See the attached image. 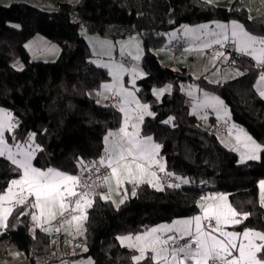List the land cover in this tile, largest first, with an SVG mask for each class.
<instances>
[{
	"label": "trees",
	"instance_id": "1",
	"mask_svg": "<svg viewBox=\"0 0 264 264\" xmlns=\"http://www.w3.org/2000/svg\"><path fill=\"white\" fill-rule=\"evenodd\" d=\"M214 21H238L250 33L264 35V15L249 19L244 8H225L205 0H78L59 3L53 11L22 2L0 5V107L9 110L17 122L18 140L36 133L35 143L43 151L36 154L34 167L77 175L78 159L85 163L98 160L103 155V137L121 125L118 107L97 103L90 94L101 89L109 74L91 62L79 32L84 27L114 41L139 35L143 49L139 67L144 76L137 80V94L155 114L144 117L140 135H150L160 144L159 157L167 170L189 181L180 187L165 185L163 191L141 184L136 195L119 206L94 196L84 220L87 251L83 249L78 257L90 258L94 264H136L132 259L136 250L120 245L117 237L193 216L206 194H226L234 208L251 213L236 225L238 230L264 231V207L257 191V182L264 179V153L259 160L240 163L236 151L225 147L190 114L189 99L182 90L193 84L221 98L231 121L264 145V99L254 86L256 64L242 55L243 75L210 83L203 75L192 77L185 68L163 66L152 51L164 45L163 33L169 30ZM35 34L59 45L55 61L30 60L24 43ZM16 59L23 62L22 70L11 66ZM165 84L171 85V91L157 101L152 89ZM169 117L174 119L163 123ZM14 167L0 158V195L19 176ZM201 181L207 184L200 186ZM20 213L19 206L13 208L8 227L0 229V254L12 246L36 264L37 256L48 254L52 236L38 228L31 232L30 215ZM139 264L155 262L142 259Z\"/></svg>",
	"mask_w": 264,
	"mask_h": 264
},
{
	"label": "snow or ice",
	"instance_id": "2",
	"mask_svg": "<svg viewBox=\"0 0 264 264\" xmlns=\"http://www.w3.org/2000/svg\"><path fill=\"white\" fill-rule=\"evenodd\" d=\"M206 2L211 4L213 0H206ZM249 19L252 17L250 16ZM207 27L203 25L201 30ZM216 27L219 31L208 33L212 39L205 42L203 47L208 48L214 44L225 47L230 42L238 53L251 57L257 67L264 68V35L250 33L244 25L237 21H232L231 26L217 23ZM195 31L197 30L185 29L186 33ZM220 58L227 59L228 57L224 52L218 51L214 59L219 60ZM133 59H139V56H134ZM101 66L108 69L113 79L112 84H102L101 88L104 92L113 93V98L121 101L119 105L114 104L113 107L118 106L119 110L125 114L124 126L116 132H107L103 137L104 155L98 160L85 163L82 158L78 159L80 175L66 174L51 167L47 169L34 167L32 162L36 154L43 151V148L35 143L36 133H29L27 138L21 142L15 135L17 122L11 113L0 110V158L9 161L15 166L14 171L19 173V178L12 179L5 194L0 195V229L8 227L7 216L13 211L12 208H3L2 202L12 201L13 198L18 206L30 204L31 210L21 211V216L31 215L36 227L49 232L50 229L43 225L50 224L57 219L58 215L64 217L67 212L79 210L82 203L90 207L92 201L84 199L90 194L99 195L101 199H110V195L97 193L95 188L104 186L110 193L113 178L117 192L123 191L124 198L119 201V204H123L129 194V190L123 187L125 183L133 185L132 196L136 195V188L144 183L157 191H163L165 185L180 187L181 183H189L186 178L167 170L166 163L159 158V150L162 146L154 143L151 136L141 138L135 124L131 125L132 131L128 130V114L131 104H135L134 113L136 119L141 122L145 116L155 115L147 103H141L136 99L134 91L124 87L121 73L128 70L122 63ZM236 71L243 75L239 69ZM131 74L133 77L131 82L135 88V80L142 77L144 73L133 68ZM166 91H171V85L164 89H153V95L159 98ZM257 91L260 98L264 99V71L259 74ZM96 95L102 100L109 99L103 92L98 91ZM188 95L192 96L191 90L188 91ZM97 103H100V99ZM195 107H211L217 113L223 111L225 116L228 115L224 102L219 97L208 93H204L203 102ZM172 119L174 118L169 117L163 123L167 124ZM232 128L235 129L236 126L233 125ZM229 134L231 135V129ZM235 140L237 145L243 147V151L240 152V163L259 160L261 153H264V145L258 143L242 128L237 129ZM225 147L228 145L225 144ZM231 150L238 151L239 149L232 148ZM101 168L109 169L110 172L101 174ZM93 173L100 174L97 175L96 180L92 179ZM161 173L163 175H160ZM89 181L92 182L89 183ZM168 181H176V183ZM13 186L20 189L19 195L13 192ZM259 186L261 207H264V180L259 182ZM25 191L27 196L22 195ZM29 198H34V200ZM209 199L226 201L227 196L201 197L202 202L199 203V207L202 215L178 220L172 225L154 227L135 236L127 235L117 237V239L122 244L128 241L126 246L139 252V255L132 257L136 264H139L142 259L154 261L155 264H264V231L248 227L242 232L225 230L226 227L243 224L251 213L238 211L231 204L206 203ZM72 204L75 208H71ZM34 210H38L39 214ZM79 219L80 217L72 215L71 220L65 219L61 222V226L68 224L70 227L71 221ZM60 230L61 227L55 229L57 232ZM77 232L82 234L79 227H77ZM84 251H87L86 247ZM146 252L150 254L146 256ZM88 264H91V261Z\"/></svg>",
	"mask_w": 264,
	"mask_h": 264
},
{
	"label": "rangeland",
	"instance_id": "3",
	"mask_svg": "<svg viewBox=\"0 0 264 264\" xmlns=\"http://www.w3.org/2000/svg\"><path fill=\"white\" fill-rule=\"evenodd\" d=\"M212 4L217 5V6H221V7H225V8H230L232 5L236 8H244V9H246L249 17L250 16L255 17V16L264 15V0H213ZM214 22H220V21H214ZM186 28L187 29H196L197 31L191 32V33H186L185 32ZM200 28L201 27H199L198 25H181L175 29H172V30H169V31L163 33V36L165 38L164 45L161 47L153 49L152 50L153 53L155 55L158 54V56L163 61V63H161V64L163 66H166V67H168L167 65L170 63L171 60H166L165 57L170 58V57L177 56V57H179V61H182V62H184L186 64H190V65L193 64V69H195L194 73H199L198 71H201V69H202L204 71L202 75L204 76V78L208 82L211 81L210 83H217L215 81H219L218 83H223V82L232 80V79L240 76V74H238V72L236 71V69H239V68H230L225 64V62L228 58L227 59L220 58L219 60L214 59L217 52H214V53L211 51L209 52L207 50V48L202 47L200 44L197 43V39H199V35L201 33ZM79 32L81 34V37H83V39L85 40V42L88 46L89 52L91 54L90 60L96 66L104 68L108 71L107 68L102 67L101 65H103V64L112 65V64L122 63V62L118 61V58L122 57L121 53H123L121 50L122 46H123L121 41H114V40H111L109 38L102 37L96 33L87 32L84 27H81L79 29ZM177 32H182L181 35L184 34V36H183L184 39H181L182 43H184L186 40L189 42H186L185 45H187V44L188 45L186 46V49L184 52L182 51L181 53L175 55L173 52V49H172V47H173L172 44L176 43L177 46L180 45L179 44L180 39L175 37V35H173V34H176ZM34 36L29 38L24 43V46L27 50V53L29 55L30 60L41 61V62L55 61L57 59L59 53H60L59 45L56 42H53V41L47 39L46 37H44L40 34H35ZM205 38L208 39L207 41L212 39V37L208 34H206ZM191 43H194V45ZM142 54H143V49L141 46V42H139V44H138V42H136L133 47L125 50L124 55H126L129 58V60H128L129 62H128V64H125V63H122V64L124 65V67L128 71L121 73V76H122V82H123L124 87L129 89L130 91H134L136 99H138L141 103H146L138 97V94H137V92H138L137 89L139 88L138 84H137L138 79L135 80V88H133V84L131 82L133 79L132 74H131L132 69L137 65L139 66L140 60L142 58ZM134 56H139V59H133ZM227 57H228V55H227ZM11 66L13 67V69L18 70V71L22 70L24 68V64L20 59L14 60L11 64ZM108 74H109V71H108ZM112 83H113L112 76L109 75V79L106 80L103 84H112ZM168 86L169 85L165 84V85L154 87L153 89L159 90V89L167 88ZM153 89H152V94H153ZM98 91L106 93V92H104V90L102 88ZM98 91H96V93ZM165 93H168V92L166 91ZM153 96L157 101L160 100L161 96L159 98H157L155 95H153ZM120 102L121 101L118 100V104ZM134 109H135V104H131L129 106L128 120L131 121L132 124L135 123V121H136ZM0 110L11 113L9 110H7L3 107H0ZM11 115H12V113H11ZM121 117H122V121L124 122L125 114L123 112H121ZM6 136H8V134H6ZM146 136H150V135H146ZM143 137H145V136H143ZM143 137H141V138H143ZM9 142L10 143L12 142L10 137H9ZM21 142H23V141H21ZM53 169H55V168H53ZM56 170H58V169H56ZM71 175H73V174H71ZM18 178H19V176L14 178V179H18ZM111 184H112V191L110 193L107 192V194L110 195V198L113 201L112 203L116 206L119 204V202H118L119 200H118L117 196L119 195L120 192H123V191L121 190L119 193L117 192L114 178L112 179ZM130 185L131 184L125 183L123 185V187L127 188V189L129 188V190L131 192L132 188ZM6 190L1 195H4ZM13 192H16L19 195L20 189L16 186H13ZM259 192H260V195H259L258 201L261 204L260 186H259ZM22 195L27 196V192L26 191L23 192ZM221 195H226V194H221ZM215 196H216V194L204 195V197H215ZM29 199L34 200V198H29ZM84 199L87 201V200H89V197H85ZM90 200L92 201V199H90ZM13 201H15V198H13L12 201H3L2 207L3 208H12V209L15 207H18V205H16V204L11 206V203ZM114 201H115V203H114ZM210 201H212V199L208 200V202H210ZM201 202H199V203H201ZM208 202H206V203H208ZM223 203L224 204H230L228 201V198L226 201H223ZM210 204H213V202H210ZM215 204H221V203L215 202ZM81 206L85 207L86 203H82ZM19 207H20V210H22V211L31 210L30 204H24V205L19 206ZM85 209L86 208H84V212H85ZM34 211H36L37 214H39L38 210H34ZM202 214H203L202 210L200 209V211L193 216L177 218V219H174L172 221L163 222V223L157 224L155 226L149 227L142 232L132 234L131 236H135L137 234H142L146 230H149V229L154 228V227H160L161 225H172L175 221L190 219L196 215H202ZM85 216H86V214H85ZM30 218H31V215H30ZM31 225L32 226H31L30 231L33 232L34 228H35V224H31ZM49 225L50 224H45L43 226L47 227ZM52 225H54V223H52ZM225 230L226 231L242 232L244 229L240 231L236 228V226H234V227L229 226V227H226ZM121 236H127V235H121ZM121 236H118V237H121ZM128 243H129L128 241H125L124 244H122V243L121 244L125 245ZM72 252H75V251L72 250ZM149 254L150 253L146 252V256ZM135 255H139V252L137 251ZM89 261H91V264H94V262L90 258H88V262ZM50 262H51L50 264H69V262L60 263V260H55V261H50ZM72 264H76V263H72Z\"/></svg>",
	"mask_w": 264,
	"mask_h": 264
},
{
	"label": "crops",
	"instance_id": "4",
	"mask_svg": "<svg viewBox=\"0 0 264 264\" xmlns=\"http://www.w3.org/2000/svg\"><path fill=\"white\" fill-rule=\"evenodd\" d=\"M77 1L78 0H0V5L8 6V5H10L11 3H14V2H22V3H27L29 5L38 7L40 9H42V10H45V11H53V10H56L57 9V6H58L59 3H70V4H74ZM231 22L232 21H229V22H209V23L198 24L199 27H201L203 25H207L208 27H207V29H202V30L200 28L201 33L199 35V39H197V43L202 46L208 40V39L205 38L206 34H208L210 32H213V31H219V29L216 27V24L217 23L227 24V25L231 26ZM181 33L182 32H177L175 34V37H177V38L180 39V42H179L180 45L177 46L176 43L172 44V46H175L177 48V51H174L173 50V52H174L175 55L181 53L182 51L184 52L185 49H186V46L188 45V44L187 45H185V44H186V42H189V41L186 40L184 43H182L181 39H184L183 38L184 34L181 35ZM120 41L123 44L122 49H121L123 53H121L122 55L121 54L120 55L123 58H126L127 60H129V58L126 55H124V52H125L126 49H129V48L133 47L136 42H138V44H139L140 37H139L138 34H134L130 38H127V39H124V40H120ZM191 44L194 45V43H191ZM227 45H231L234 48V50H235V46L232 45L230 42ZM215 46H219V45H215L214 44L211 47H208L207 50L209 52L211 51V52L214 53V51H212L211 49L213 47H215ZM156 57H157L158 61H160V63H163V61L158 56V54L156 55ZM245 57L251 59L256 64V62L251 57H248V56H245ZM165 59L166 60H171L169 64L167 63L168 64L167 65L168 67L173 68V69L185 68L190 73V75L192 77H194V78H197V77L201 76L203 74V72H204L201 69V71H198L199 73H194L195 72V69H193V64L190 65V64H186V63H184L182 61H179V57H177V56L170 57V58H166L165 57ZM128 62L125 63V64H128ZM226 63H227V60H226L225 64ZM134 68L137 71L142 72L141 69H140V67L138 65L135 66ZM239 70L242 73H244V69H242L241 66L239 67ZM259 74L260 73H258L257 78H256V81H255V85H254L256 91H257V81L259 79ZM142 77H139L137 79L139 80ZM182 90H183V92L185 93V95L189 99V112H190V114L196 116L200 120V122L203 125V127H205L206 129L212 131L217 136V138L219 139V141L223 145L227 144L228 145V148H231V149L232 148H238L239 150L236 151V152L238 153L239 160H240V152L243 151V147H242V145H237L236 140H235V136H236L237 129L242 128V127L234 124L231 121V114H230L228 108L226 107V105L224 104L225 110L228 113L227 116H225V114H224L223 111L220 112V113H217L211 107H199V108H197L195 106L197 104H199V103H202L203 100H204V93H208L211 96H216V95L211 94L210 92H207L205 90L199 89L198 87H196L193 84L184 85L182 87ZM189 90H191L192 96H189L188 95V91ZM257 93H258V91H257ZM90 94H91V96L95 97L96 100L100 99V102L103 103L104 100H102L100 97H98L96 95V93L91 92ZM103 94L106 95V96L113 95V93H111V92H106V93H103ZM216 97H218V96H216ZM117 105H119L118 104V100H117ZM118 109H119V107H118ZM135 120L136 121L133 124L137 125V128H138V130L140 132V128H141L142 122L139 121L138 119H135ZM133 124L131 123V121H129V128H128L129 131H132L131 125H133ZM233 125L236 126L235 129L232 128ZM122 126H124V122L123 121L121 122V125L119 126V128L122 127ZM119 128H117L115 130H111V131L112 132H116V131L119 130ZM230 129H231V135L229 134ZM244 131H246V130L244 129ZM141 137H143V136H141ZM154 143H156V142L154 141ZM103 147H105L104 141H103ZM103 155H104V151H103ZM159 158H161V157H159ZM161 160H162V158H161ZM162 162H163V160H162ZM109 172H110V170H109ZM261 180H264V179H261ZM261 180H259L257 182L258 198H259V195H260V192H259V182ZM130 186H131V188H133V185H130ZM95 192H97V193H100L101 192V194H107L108 188L107 187H104V186H98V187L95 188ZM220 195H219V193H217L215 197H218ZM94 196H96V195H91L90 194L88 196L89 197V200L90 199H93ZM97 196H99V195H97ZM130 196H132V195H131V192L129 191V194H128L127 198L130 197ZM117 197H118V200L119 201L121 199H123L124 198L123 192H120ZM103 200H105V199H103ZM108 200H110L111 202H113L111 198L108 199ZM219 201L220 200L217 199V200H212L210 202H213V203H215V202L223 203V201H220V202ZM206 202H208V201H206ZM210 202H208V203L210 204ZM13 205H15V201H13L11 203V206H13ZM83 207L81 206V209L74 211V214L73 215H76V216L80 217V219L79 220H76V221H71V226L70 227H69L68 224H64L63 226H61V222L62 221L60 223L56 224V225H52V223H54L59 218V215L57 216V219L56 220L52 221L50 223V225L47 226L50 229L49 232H45V231L42 230V228L36 227V225H35V228L34 229L38 228L39 230L47 233L49 236L61 235V236H64V237H69V238H71L73 240H76L78 242V246L75 248V247H73V245H72L71 242H66V241H64L62 239L58 244H56V246L54 247V250L51 251L50 253H48L45 257L37 256L36 257V264H45L46 260H51V261L60 260V263L69 262V264H72V263L81 264V262H82V264H88V258L87 257H83V256H79L78 257L77 256L78 254H80L81 252H83L84 243H85L84 242V220H85L86 211H87V209L89 207L86 204V206L84 207V208H86L85 209V212H84V208ZM68 220H71V218L68 219ZM30 221H31V224H35L32 221V219ZM43 227H46V226H43ZM57 227H61V230L59 232L55 231V229ZM77 227H79L80 233H82V234H79L77 232ZM118 242H119V244H121L120 243V240H118ZM126 245L127 244L122 245V246H125V247H127L129 249H132V248L126 246ZM72 250H74L75 252H72ZM0 264H31V263H30L29 258H28V256L26 254H24L19 249L10 246V247L7 248V250H6L5 253H1L0 254Z\"/></svg>",
	"mask_w": 264,
	"mask_h": 264
},
{
	"label": "built area",
	"instance_id": "5",
	"mask_svg": "<svg viewBox=\"0 0 264 264\" xmlns=\"http://www.w3.org/2000/svg\"><path fill=\"white\" fill-rule=\"evenodd\" d=\"M172 49L174 51H177V48L175 46H173ZM211 50L214 52H218V51L224 52L226 55H228V59H227V63H226L228 67L239 68L241 66L240 62H241V56L242 55L237 53L231 45H226L225 47L215 46ZM118 61L123 62V63L128 62V60L126 58H123V57L118 58ZM257 70H258V73H261L262 71H264V68L257 67ZM108 97H109V99H106L103 101V103L105 105H114V104L117 105V99L113 98V95H108ZM106 172H109V169L101 168V174L106 173ZM80 173H81V171L77 175H80ZM97 175H100V174L93 173L92 179L96 180ZM160 175H163V174L161 173ZM86 176H87V173L85 174V177ZM91 182L92 181H89V183H91ZM168 182L176 183V181H168ZM206 184L207 183L205 181L199 182L200 186H205ZM201 197H203V196H201ZM199 201L201 202V198L199 199ZM71 208H75V205L72 204ZM73 214H74V212L70 211V212L65 213L64 217L59 216V218L54 222V225L60 223L61 221H64L65 219H67V220L70 219ZM204 223L207 224V222H204ZM62 239L66 242H71L73 247H75V248L78 246V242L76 240H73L69 237H64L61 235H53L52 241L49 245L48 253L53 251L56 244H58ZM181 242L183 243V241H181Z\"/></svg>",
	"mask_w": 264,
	"mask_h": 264
}]
</instances>
